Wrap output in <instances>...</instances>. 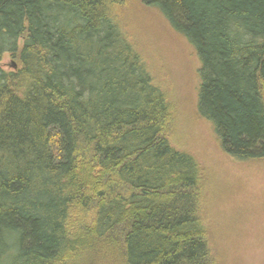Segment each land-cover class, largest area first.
Listing matches in <instances>:
<instances>
[{
    "label": "trees",
    "instance_id": "1",
    "mask_svg": "<svg viewBox=\"0 0 264 264\" xmlns=\"http://www.w3.org/2000/svg\"><path fill=\"white\" fill-rule=\"evenodd\" d=\"M121 2L0 0V264H220ZM143 2L195 48L224 150L264 159V0Z\"/></svg>",
    "mask_w": 264,
    "mask_h": 264
},
{
    "label": "rangeland",
    "instance_id": "2",
    "mask_svg": "<svg viewBox=\"0 0 264 264\" xmlns=\"http://www.w3.org/2000/svg\"><path fill=\"white\" fill-rule=\"evenodd\" d=\"M117 20L170 104V139L198 161L200 214L220 264H264V159L228 154L214 125L199 114L201 61L192 44L143 0H122ZM19 67L10 56L1 68Z\"/></svg>",
    "mask_w": 264,
    "mask_h": 264
},
{
    "label": "water",
    "instance_id": "3",
    "mask_svg": "<svg viewBox=\"0 0 264 264\" xmlns=\"http://www.w3.org/2000/svg\"><path fill=\"white\" fill-rule=\"evenodd\" d=\"M13 66H14V68L16 69L17 66H16L15 64H14Z\"/></svg>",
    "mask_w": 264,
    "mask_h": 264
}]
</instances>
